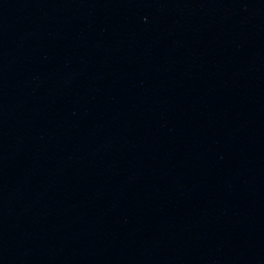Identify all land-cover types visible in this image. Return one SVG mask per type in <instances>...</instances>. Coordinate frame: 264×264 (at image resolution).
I'll return each mask as SVG.
<instances>
[{
    "label": "water",
    "instance_id": "1",
    "mask_svg": "<svg viewBox=\"0 0 264 264\" xmlns=\"http://www.w3.org/2000/svg\"><path fill=\"white\" fill-rule=\"evenodd\" d=\"M0 264H264V0H0Z\"/></svg>",
    "mask_w": 264,
    "mask_h": 264
}]
</instances>
